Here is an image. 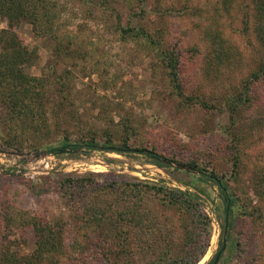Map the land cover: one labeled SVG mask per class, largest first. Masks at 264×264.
I'll return each instance as SVG.
<instances>
[{"label": "trees", "instance_id": "trees-1", "mask_svg": "<svg viewBox=\"0 0 264 264\" xmlns=\"http://www.w3.org/2000/svg\"><path fill=\"white\" fill-rule=\"evenodd\" d=\"M79 1L88 17H111L121 42L151 55L178 100V113L228 116L223 129L231 151L228 173L202 168L197 151L184 160L179 148L185 144L172 137L136 151L159 167H168L162 163L166 159L186 167L188 174L200 171L197 182L173 177L201 194L209 195L199 181L217 186L221 239L233 242L219 264H264V160L262 165L252 162L253 156L264 157V0ZM67 9L58 0H0V21L7 23L0 29V140L7 147L56 153L86 126L71 98L68 67L82 52L73 48L75 38L63 32ZM21 24L54 43L55 65L48 73L30 74L39 56L14 30ZM193 75L202 83L196 91L189 86ZM131 116L120 112V130L102 136L90 132L76 144L96 148L118 142L132 149L137 130ZM171 147L173 154L167 156ZM246 158L253 165L247 169L253 167L248 173L257 204L239 184ZM53 183L68 214L29 218L35 238L29 254L18 248L14 205L7 188L0 190V264H199L209 250L214 223L198 194L164 182L95 172L42 177V186Z\"/></svg>", "mask_w": 264, "mask_h": 264}, {"label": "rangeland", "instance_id": "rangeland-1", "mask_svg": "<svg viewBox=\"0 0 264 264\" xmlns=\"http://www.w3.org/2000/svg\"><path fill=\"white\" fill-rule=\"evenodd\" d=\"M58 1L67 4L68 8L62 17V22L67 24L63 32L75 38L76 44L73 48L82 52V57L68 68L72 71L71 98L75 100V109L86 126L74 135L68 145L72 152L55 156L44 155L42 152L47 151L45 149L37 152L30 149L20 150L28 154L23 157L12 155L17 149L7 147L0 140V173L7 177H20L16 182H6L0 177V190H3L4 186L7 188V199L14 205L15 230L19 233L21 242L19 250L22 254H29L35 247L32 224L28 225L29 218L36 215L49 218L66 217L68 214L56 193L55 184L48 188L42 186V177L62 173L95 172L164 182L170 187L188 190L201 196L214 225L209 250L199 264H211L222 242L220 225L223 223V215L217 186L210 181H199L210 197L201 194L192 186H186L173 177L178 176L188 181L190 178L197 182L200 178L198 174H188L183 170V173H176L173 170L176 166L159 167L149 162L144 153L136 150L139 146L163 145L172 137L185 144L186 147L179 148L182 149L184 160L191 154L194 156L197 151V154L200 153L202 168H208L209 172L216 169L219 173H228L231 168V151L227 149L228 138L223 134V129L229 121L228 116L205 114L200 110L178 113V100L171 96V89L163 81L159 68L153 67L154 60L151 55L145 51H136L132 44L121 42L111 24V17H88L79 0ZM6 27L7 23L0 21V29ZM14 30L30 50L36 49L38 53L39 59L29 70L30 74L40 76L44 70L48 73L49 66L55 65L51 60L54 43L47 38L35 37L27 24H21ZM200 84V80L193 75L189 82L191 89H197ZM121 106H125V110L120 109L123 108ZM120 112L123 115L125 112L132 113L131 118L137 130L132 142L134 139L137 141L131 144L132 149L125 150L135 152L121 153L76 144L79 136H87L90 132L102 136L104 131L110 130L114 133L120 130V127L116 126L120 121ZM116 143L103 147L124 149L120 143ZM172 152L171 147L167 156L172 155ZM263 160V155L261 158L256 155L253 156L252 162L262 165ZM245 162L247 166L240 174L239 184L249 200L257 204L260 199L252 188L248 173L253 167L247 169L253 165L249 158H246ZM21 177L30 180L36 188H31L29 184L21 181ZM25 225L27 229L22 230ZM231 243L232 240L227 242L226 249H229Z\"/></svg>", "mask_w": 264, "mask_h": 264}, {"label": "water", "instance_id": "water-1", "mask_svg": "<svg viewBox=\"0 0 264 264\" xmlns=\"http://www.w3.org/2000/svg\"><path fill=\"white\" fill-rule=\"evenodd\" d=\"M69 148H70V146H66L64 148L59 149L56 153L55 152H50V151H44L42 153H44V155L55 156L57 154H63V153H66V152H72V150H70ZM97 149H100V150L101 149H107V150H110V151H118V152H123V153L130 152V151L135 152L134 150H125V149H121V148H117V147L97 146ZM2 152L3 153H8V152H5V151H2ZM11 154L19 156V157H23L25 155H28V154H25L24 152H22L20 150H16L15 152H12ZM162 163L167 165V166H176V168H180L183 171H188L186 167H184L182 165H175L173 162H170V161H167V160H162ZM192 172H194L195 174H200V171H192ZM213 223H214V220H213ZM226 247H227V240L224 237L223 242H222V247L215 254V258H214L212 264H219L221 256H222L223 252L226 250Z\"/></svg>", "mask_w": 264, "mask_h": 264}]
</instances>
